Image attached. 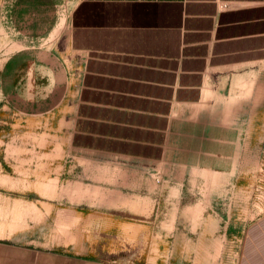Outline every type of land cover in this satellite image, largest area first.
Returning a JSON list of instances; mask_svg holds the SVG:
<instances>
[{"label": "crops", "instance_id": "1", "mask_svg": "<svg viewBox=\"0 0 264 264\" xmlns=\"http://www.w3.org/2000/svg\"><path fill=\"white\" fill-rule=\"evenodd\" d=\"M31 2L43 106L68 123L74 165L163 161L224 172L244 134H256L264 0Z\"/></svg>", "mask_w": 264, "mask_h": 264}, {"label": "rangeland", "instance_id": "2", "mask_svg": "<svg viewBox=\"0 0 264 264\" xmlns=\"http://www.w3.org/2000/svg\"><path fill=\"white\" fill-rule=\"evenodd\" d=\"M15 5L0 0V264H262L264 113L229 171L74 165L43 106L33 3Z\"/></svg>", "mask_w": 264, "mask_h": 264}]
</instances>
